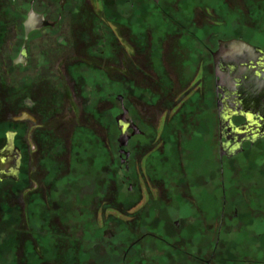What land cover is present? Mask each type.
I'll return each instance as SVG.
<instances>
[{"label":"flooded vegetation","instance_id":"af4514ba","mask_svg":"<svg viewBox=\"0 0 264 264\" xmlns=\"http://www.w3.org/2000/svg\"><path fill=\"white\" fill-rule=\"evenodd\" d=\"M9 141V264H264V0H0Z\"/></svg>","mask_w":264,"mask_h":264},{"label":"rangeland","instance_id":"374dc122","mask_svg":"<svg viewBox=\"0 0 264 264\" xmlns=\"http://www.w3.org/2000/svg\"><path fill=\"white\" fill-rule=\"evenodd\" d=\"M212 98H210L209 96V99H208V109H207V117L210 119L209 120V131H208V136H207V142H206V148H204L205 150V155H207L208 157H212L214 155V151H215V147H214V143H213V140L211 139L212 138V135H213V132H214V123H213V120H214V112L212 110ZM209 159V158H208ZM212 160V159H211ZM257 171L258 169L255 168ZM259 174V172H258ZM81 210H83V208H81ZM112 214L113 215H116L117 213L112 211ZM68 216H66L65 220L63 219V222L61 223L60 226H62V230H63V235L61 236V238H59V244H60V253H62V255H60V258H64L65 257V260H68L71 261V258H72V254L70 255L69 254V250H71L73 248V244L71 242H69V240H76L78 239L79 241H85L87 239V230H88V221L86 220V217L85 215H80L79 217V222L76 223V222H73L74 221V218H72L70 216V219L68 220L67 218ZM73 222V223H72ZM97 224H101V221L99 220V222ZM7 221L5 219V217L3 218H0V232L2 231H5V230H2V229H7ZM79 229V233L77 232L76 234H72V230H76V229ZM2 230V231H1ZM69 235L71 237H69ZM73 235V236H72ZM67 237L69 238V240H67ZM239 240L243 241L244 239H242L241 237H239ZM80 255L77 257V260L78 258H80V261L82 262V264H86L87 263V257H88V254L85 250V243L84 242H81L80 243ZM77 256V254L75 255ZM9 259H8V254L6 252H3V251H0V264H9L8 263ZM80 262V263H81Z\"/></svg>","mask_w":264,"mask_h":264},{"label":"water","instance_id":"95a60500","mask_svg":"<svg viewBox=\"0 0 264 264\" xmlns=\"http://www.w3.org/2000/svg\"><path fill=\"white\" fill-rule=\"evenodd\" d=\"M19 151L13 147L11 141L0 149V179L16 177L19 167Z\"/></svg>","mask_w":264,"mask_h":264}]
</instances>
